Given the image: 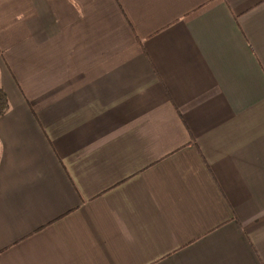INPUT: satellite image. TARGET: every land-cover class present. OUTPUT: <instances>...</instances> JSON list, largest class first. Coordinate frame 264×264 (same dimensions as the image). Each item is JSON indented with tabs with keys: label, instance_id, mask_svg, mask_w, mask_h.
I'll list each match as a JSON object with an SVG mask.
<instances>
[{
	"label": "crops",
	"instance_id": "0c3cea01",
	"mask_svg": "<svg viewBox=\"0 0 264 264\" xmlns=\"http://www.w3.org/2000/svg\"><path fill=\"white\" fill-rule=\"evenodd\" d=\"M0 264H264V0H0Z\"/></svg>",
	"mask_w": 264,
	"mask_h": 264
},
{
	"label": "trees",
	"instance_id": "16d2710c",
	"mask_svg": "<svg viewBox=\"0 0 264 264\" xmlns=\"http://www.w3.org/2000/svg\"><path fill=\"white\" fill-rule=\"evenodd\" d=\"M10 110L8 96L0 84V118L5 116Z\"/></svg>",
	"mask_w": 264,
	"mask_h": 264
}]
</instances>
